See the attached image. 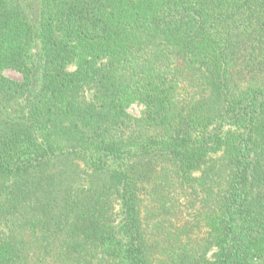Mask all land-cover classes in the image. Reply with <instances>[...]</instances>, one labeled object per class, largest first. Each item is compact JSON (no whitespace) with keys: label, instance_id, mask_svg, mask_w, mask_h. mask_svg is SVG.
<instances>
[{"label":"trees","instance_id":"1","mask_svg":"<svg viewBox=\"0 0 264 264\" xmlns=\"http://www.w3.org/2000/svg\"><path fill=\"white\" fill-rule=\"evenodd\" d=\"M26 3L0 0V264H264V0H45L38 81Z\"/></svg>","mask_w":264,"mask_h":264},{"label":"rangeland","instance_id":"2","mask_svg":"<svg viewBox=\"0 0 264 264\" xmlns=\"http://www.w3.org/2000/svg\"><path fill=\"white\" fill-rule=\"evenodd\" d=\"M45 0H27L26 11L29 23L33 26L35 35L33 37V44L31 47L33 73L35 81H38L41 71L43 69V56L45 53V44L43 37L40 34V16L44 7ZM79 69V60L69 62L64 66L65 72H75ZM2 73L12 79L22 80V74L14 69L5 68ZM125 111L135 117L144 116L147 112V105L141 100L127 101L125 104ZM196 172L195 176H198Z\"/></svg>","mask_w":264,"mask_h":264}]
</instances>
